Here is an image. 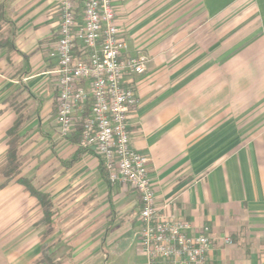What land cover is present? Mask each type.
Wrapping results in <instances>:
<instances>
[{
  "label": "crops",
  "instance_id": "0c3cea01",
  "mask_svg": "<svg viewBox=\"0 0 264 264\" xmlns=\"http://www.w3.org/2000/svg\"><path fill=\"white\" fill-rule=\"evenodd\" d=\"M61 2L0 0L8 19L0 37L16 48L0 47V172L8 135L21 127V136L32 133L48 145L56 169L48 189H38L34 168L20 177L53 204V223L42 233L35 230L45 220L38 199L20 179L0 177V264H109L110 251L144 264L136 237L140 196L109 185L92 150L76 159V132L63 140L57 130L56 64L48 54ZM185 8L183 24L178 14ZM170 9L169 52L131 24L123 32L126 56L150 59L142 76L126 80L139 100L130 118L132 146L150 158L159 213L189 222L193 234L210 229L212 264H264V0H171ZM124 19L118 11L121 29ZM67 212L88 214L86 227L64 228Z\"/></svg>",
  "mask_w": 264,
  "mask_h": 264
},
{
  "label": "built area",
  "instance_id": "2783aa9c",
  "mask_svg": "<svg viewBox=\"0 0 264 264\" xmlns=\"http://www.w3.org/2000/svg\"><path fill=\"white\" fill-rule=\"evenodd\" d=\"M127 50L117 0H62L57 41L48 54L56 64L58 133L68 138L81 124L80 148L101 160L112 185L129 186L140 196L144 264H212L210 229L193 234L189 222L159 213L150 158L132 146L130 118L139 100L126 80L142 76L150 59L126 56Z\"/></svg>",
  "mask_w": 264,
  "mask_h": 264
},
{
  "label": "rangeland",
  "instance_id": "374dc122",
  "mask_svg": "<svg viewBox=\"0 0 264 264\" xmlns=\"http://www.w3.org/2000/svg\"><path fill=\"white\" fill-rule=\"evenodd\" d=\"M117 2L119 15L126 18L124 19L126 20V24L122 28L125 34H127V24H131V26L138 28V30L142 32L144 38L151 40L154 44H159L158 46L162 44L163 50L167 52L170 51L172 21L170 9L171 0H117ZM158 8H163V11H158ZM186 12L185 8L178 14V19L180 22L182 21L183 24H186L187 21ZM176 19L175 14V20ZM2 25L3 23L0 24V31L2 30ZM21 128L19 130H12L8 135L10 137V151L4 160L0 177H2L4 183L13 180L18 181L22 173L25 174L26 170L34 168V171L31 172V177L36 182L37 187H39L38 189H48L50 185L52 186V182H50L49 179L53 178L56 172L54 167L55 161H53L52 156L49 154L48 145L41 140L39 141L32 133H27V137L24 138L21 136L24 134ZM61 138L65 140V138ZM48 159H50L49 166L43 167V164L49 162ZM82 196L83 202H87L89 198L87 197L85 189L82 192ZM64 200L66 202L73 201L72 193L64 197ZM72 215L73 213L71 212L66 213L65 216L67 220H62V226H64V228L68 230H78L81 227H86V223L88 222L86 216L88 214L82 212V214L79 213L76 217H72ZM136 222L135 217L134 228L136 227ZM45 224L47 225L44 219L36 221V232L42 233ZM55 224L57 225V222H55ZM136 237L139 238V232H136ZM43 254L48 255L46 248ZM109 255V264H137L135 256H132L131 253L118 257L116 253L110 251ZM43 260L44 257L40 258V262ZM96 264H104V260H98Z\"/></svg>",
  "mask_w": 264,
  "mask_h": 264
},
{
  "label": "trees",
  "instance_id": "16d2710c",
  "mask_svg": "<svg viewBox=\"0 0 264 264\" xmlns=\"http://www.w3.org/2000/svg\"><path fill=\"white\" fill-rule=\"evenodd\" d=\"M6 8H7V4L3 3L0 5V24L3 22H8L7 19V12H6ZM0 47L1 48H8L10 50H16L15 48V44L14 42L10 39H4L0 37ZM81 132H82V127L81 124L78 125L77 127V131L76 133L73 135V137L71 138L72 142L75 144H79L80 143V139H81ZM83 149L79 151V153L76 155V159L79 158L80 154L82 153ZM73 160V162L76 161ZM101 171H102V175L104 177V179L106 180V182L109 185H112L111 182L108 179V176L106 174V172L104 171V169L101 167ZM20 184L24 185L28 191L32 194V196L36 197L40 203V205L42 206V208L44 209V213H45V221L47 223L52 224V218L54 217L55 213L53 212L52 208H53V204L50 201V198L47 194L42 193L41 191H39L38 189H36L31 180L28 179H20L19 180Z\"/></svg>",
  "mask_w": 264,
  "mask_h": 264
}]
</instances>
